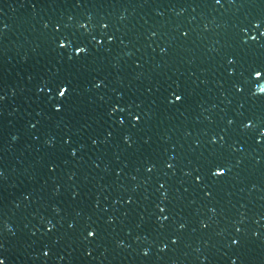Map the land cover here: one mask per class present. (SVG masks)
Instances as JSON below:
<instances>
[{
    "label": "water",
    "instance_id": "water-1",
    "mask_svg": "<svg viewBox=\"0 0 264 264\" xmlns=\"http://www.w3.org/2000/svg\"><path fill=\"white\" fill-rule=\"evenodd\" d=\"M260 67L264 0H0V259L264 264Z\"/></svg>",
    "mask_w": 264,
    "mask_h": 264
},
{
    "label": "snow or ice",
    "instance_id": "snow-or-ice-1",
    "mask_svg": "<svg viewBox=\"0 0 264 264\" xmlns=\"http://www.w3.org/2000/svg\"><path fill=\"white\" fill-rule=\"evenodd\" d=\"M219 2H220V0H216V3H219ZM104 27H107V25H104ZM60 47L64 48L65 45L64 44H60ZM75 49H76V52L78 54L81 53V51H82V48H81V46L79 44L75 45ZM253 72H254L255 77L257 79H259V78L262 77V74H264V67H260L258 69H253ZM53 86L58 89L57 95L59 97H65V94L67 93L68 89L64 86L63 82L56 83ZM258 92L264 93V88L258 89ZM0 99H2V97H0ZM175 99L177 101L182 100V95L181 94H176ZM55 110L56 111H60L61 109H60L59 106H56ZM136 119L139 120V117H136ZM73 155H74V153H73ZM169 167H171V165H169ZM149 171H151V169H149ZM222 174H223V170L217 171V172L214 173V175H216V176H219V175H222ZM160 211L163 213L165 211V209L161 208ZM165 219H167V217H165ZM88 235L89 236H93L94 232L93 231H89ZM173 243H175V241H173ZM233 243H237V241L234 240ZM0 264H4L3 259H0Z\"/></svg>",
    "mask_w": 264,
    "mask_h": 264
}]
</instances>
